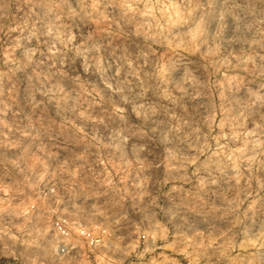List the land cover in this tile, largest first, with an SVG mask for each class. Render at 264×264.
I'll use <instances>...</instances> for the list:
<instances>
[{
    "label": "clouds",
    "instance_id": "1",
    "mask_svg": "<svg viewBox=\"0 0 264 264\" xmlns=\"http://www.w3.org/2000/svg\"><path fill=\"white\" fill-rule=\"evenodd\" d=\"M0 264H264V0H0Z\"/></svg>",
    "mask_w": 264,
    "mask_h": 264
}]
</instances>
